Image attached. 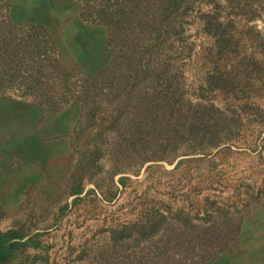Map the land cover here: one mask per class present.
Listing matches in <instances>:
<instances>
[{
	"label": "rangeland",
	"instance_id": "1",
	"mask_svg": "<svg viewBox=\"0 0 264 264\" xmlns=\"http://www.w3.org/2000/svg\"><path fill=\"white\" fill-rule=\"evenodd\" d=\"M86 1L93 20L119 0ZM0 5L14 25L50 35L40 91L0 90V264H264V89L249 101L229 99L242 130L218 149L140 165L129 142L103 134L101 76L130 64L122 37L113 41L107 25L81 18L79 0ZM197 10L194 1L178 17L175 44L186 46L193 100L212 68L203 55L213 40ZM235 22L243 54L264 70V16ZM20 66L25 76L29 64ZM211 97L225 102L219 91Z\"/></svg>",
	"mask_w": 264,
	"mask_h": 264
},
{
	"label": "trees",
	"instance_id": "2",
	"mask_svg": "<svg viewBox=\"0 0 264 264\" xmlns=\"http://www.w3.org/2000/svg\"><path fill=\"white\" fill-rule=\"evenodd\" d=\"M79 1L81 18L107 25L113 41L122 37L120 43L130 60V64L118 66L117 76L113 67L101 76L107 88L103 122L109 119L110 125L105 137L129 142L141 165L179 155H206L238 136L241 109L233 107L229 99L261 97L264 70L259 59L243 54L235 20L240 18L246 24L263 17L264 0L106 1L95 11L93 20L92 6L86 0ZM194 1L200 30L213 40L203 55L212 68L206 74L205 86H199L197 100L192 99L195 93L181 63L186 46L182 42L175 45L183 31L178 17L185 16ZM200 5L208 10L202 12ZM0 7L5 10V6ZM49 37L41 25L24 28L14 25L7 13L0 16V90L17 89L21 97L40 91L46 77L43 70ZM21 64H29L25 76H19ZM216 91L223 94V104L213 101Z\"/></svg>",
	"mask_w": 264,
	"mask_h": 264
}]
</instances>
